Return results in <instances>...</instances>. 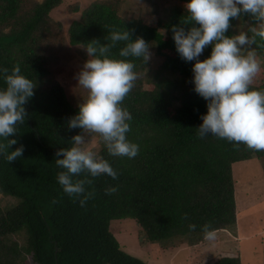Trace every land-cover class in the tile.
I'll list each match as a JSON object with an SVG mask.
<instances>
[{
    "label": "trees",
    "instance_id": "trees-1",
    "mask_svg": "<svg viewBox=\"0 0 264 264\" xmlns=\"http://www.w3.org/2000/svg\"><path fill=\"white\" fill-rule=\"evenodd\" d=\"M125 1H94L81 11L74 6L69 12L79 15L64 28L51 16L62 0H0V69L10 73L19 64L21 74L36 83L34 95L24 105V124L9 137L17 144L8 150L23 145V155L10 164L0 156V195L16 199L14 205L0 206V264H144L120 248L109 230L110 221L136 222L147 242L174 249L201 243L204 224L221 231L236 220L231 167L264 158V151L243 144L235 147L211 134L198 136L208 102L193 90L194 61H183L172 39L173 26H192L181 24L189 0H176L180 7L171 9L165 19L157 18L155 25L147 17H127L120 8ZM138 1L146 6L153 0ZM236 22L259 24L243 14L230 20L227 36L234 35ZM112 28L131 30L133 41L144 39L158 63L153 66L149 60L143 65L128 58L136 65L138 79L122 107L132 117L127 139L139 145V154L134 159L112 157L98 139L96 152L108 160L118 178H95L88 189H95V197L81 207L63 193L57 182L62 169L55 164L63 158L55 153L70 148L72 137L83 134L68 128V120L79 109L51 78L50 67L57 63V44L68 40L70 46L84 50L93 40L110 43ZM121 47L123 43L111 50L112 58L120 59ZM252 47L264 63V41L257 37ZM210 52L206 48L199 60ZM251 87L264 90V81ZM4 88L0 73V90ZM109 187L117 191L107 195ZM190 224L196 225L194 230ZM193 264H241V260L222 256Z\"/></svg>",
    "mask_w": 264,
    "mask_h": 264
},
{
    "label": "clouds",
    "instance_id": "clouds-1",
    "mask_svg": "<svg viewBox=\"0 0 264 264\" xmlns=\"http://www.w3.org/2000/svg\"><path fill=\"white\" fill-rule=\"evenodd\" d=\"M184 8L187 15L181 24L192 26H173L172 39L179 57L185 62L194 61L193 90L208 102L206 115L200 117L198 136L211 134L235 147L243 144L249 150L264 151V90L251 87L261 72L252 46L257 45V37L264 41V0H189ZM243 14L259 21L258 26L250 29V35L241 31L227 36L230 20H239ZM108 40L110 43L103 45L93 40L83 47L88 59L76 79L87 97L78 105V114L68 120L69 129H80L83 134L72 137L70 148L55 153L63 157L55 160L62 169L57 173V182L63 193L81 207L95 197V189L88 190L95 178H118L108 160L87 147L90 140L86 141L84 134L98 137L112 157L134 159L139 154V145L127 139L132 117L122 104L138 79L136 65L128 58L146 64L152 56L150 45L140 37L133 41L131 30L115 28L110 30ZM119 43H123L118 52L120 59L112 58L111 50ZM208 47L209 57L199 60ZM0 73L5 83L0 90V140L4 141L0 142V156L10 164L24 152L23 145L9 151L17 144L9 137L17 135V126L24 124V105L34 95L36 83L21 74L19 64L10 73L7 68L0 69ZM116 191L115 187L105 190L107 195ZM195 227L189 225L190 230ZM201 230L206 241L216 240L217 230L211 224H204Z\"/></svg>",
    "mask_w": 264,
    "mask_h": 264
},
{
    "label": "rangeland",
    "instance_id": "rangeland-1",
    "mask_svg": "<svg viewBox=\"0 0 264 264\" xmlns=\"http://www.w3.org/2000/svg\"><path fill=\"white\" fill-rule=\"evenodd\" d=\"M94 1L99 0H62L60 6L51 12V16L66 28L71 19L79 15V12L70 13L71 8L77 6L81 11ZM148 4L150 5L145 6L138 0H128L123 2L120 8L125 10L127 17H147L153 21L151 24L155 25L157 18L165 19L171 9L180 7L176 0H153ZM257 26L258 24L250 26L247 22H236L233 25L234 35L241 31L249 33L251 28ZM56 50L59 56L56 54L57 63L50 67V76L63 88L70 104L78 106L87 97V93L78 86L76 79L88 59L87 54L82 48L70 46L68 40L57 44ZM259 61L261 72L252 86H258L264 81V63L260 59ZM157 63L152 56L150 65L155 66ZM84 135L86 141L90 140L87 147L94 151L99 149L98 137ZM231 176L236 220L228 229L217 231L215 241L204 239L200 244H181L172 250L162 247L160 242H147L139 232V226L133 221L112 220L109 230L123 251L144 264H193L195 261L202 262L222 256H238L241 264H264V158H253L233 164ZM15 203L16 199L0 195V206H11ZM176 249L179 252L174 255Z\"/></svg>",
    "mask_w": 264,
    "mask_h": 264
},
{
    "label": "crops",
    "instance_id": "crops-1",
    "mask_svg": "<svg viewBox=\"0 0 264 264\" xmlns=\"http://www.w3.org/2000/svg\"><path fill=\"white\" fill-rule=\"evenodd\" d=\"M172 250H173V249H172ZM177 252H179V250H178V249H176V250H175V252H174V255H175Z\"/></svg>",
    "mask_w": 264,
    "mask_h": 264
}]
</instances>
